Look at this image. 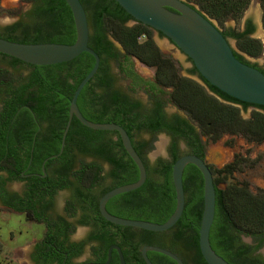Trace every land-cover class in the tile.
<instances>
[{
    "label": "trees",
    "instance_id": "1",
    "mask_svg": "<svg viewBox=\"0 0 264 264\" xmlns=\"http://www.w3.org/2000/svg\"><path fill=\"white\" fill-rule=\"evenodd\" d=\"M19 1L32 6L27 13L28 21L22 27L19 24L10 26L9 35L15 28L20 27L21 38L18 42L11 39L7 41L20 44L74 43L76 35L73 19L64 0ZM79 1L87 15L88 46L100 59L96 75L83 88L77 100V106L86 120L92 123L119 125L131 140L135 133L139 134L145 130L153 133L166 132L173 141H186L191 153L200 159L203 158L206 145L201 142L200 137L205 138L207 143H217L228 137L225 145L229 147L235 137H241L247 143L256 145L264 143V107L245 104L226 96L206 83L194 67L189 73L197 74L203 85L181 77L175 62L164 55L154 43V31L135 22L114 0ZM184 1L215 21L221 27L224 38L235 41L237 51L234 50L233 54L238 61L264 74V70L246 58L257 59L263 51L261 42L251 37L253 28L250 24L244 31L224 27L227 21H238L252 0ZM256 1L263 11L264 28V0ZM128 21H134L135 24L127 27L125 23ZM107 38L119 44L124 55L114 53L112 43ZM1 57L4 60L8 58L4 55ZM110 59L117 62V69L123 79L129 80L132 92L142 90L149 100H158L167 95L168 102L183 112L186 119L176 117L173 123L165 124L155 115L145 116L146 114L136 112L137 105L130 104L127 97L114 88V79L107 74L106 63ZM133 59L152 70V79L146 81L135 72ZM93 65L94 59L83 53L74 60L59 65L30 66L34 70L32 76L26 84L19 87L13 85L12 75L6 69L2 70L0 87H3L5 110L0 116L3 120L0 125V170L16 166L17 173H10L13 177L21 179L19 173L29 162L32 142L22 130L21 119L37 118L49 123L46 145L39 147L36 144L33 148V164L41 165L45 159L59 153L70 100L76 87L91 71ZM248 108H252L250 117L243 119L241 113ZM11 118L20 119L13 124V135L8 134L6 130ZM23 134L26 135L22 136ZM133 147L143 159L142 148L139 149L134 144ZM179 157L177 149L172 146L169 161L159 159L153 166H146L147 178L144 185L133 192L111 199L106 205L107 212L123 219L165 223L175 209L171 170ZM77 160L83 167L78 173L82 176L81 182L89 188L97 184L98 192L95 198L98 200L113 189L106 184L109 178L114 179L117 187L138 180V170L125 153L116 133L93 131L73 119L62 154L57 159L49 160L46 166L60 162L69 170L73 161ZM245 163V159L234 155L232 161L222 169H211L215 187V217L209 233V243L215 254L228 264H264V260L254 255L264 242V190H257L253 194L246 184H231L224 189L218 188ZM103 165H108L109 171L105 172ZM182 180L186 192L188 185L195 183V199L185 202L182 216L176 225L164 233H151L109 224L98 215L96 203L89 206L88 210L97 216L96 220H102L104 226L115 229V241H118L126 264H143L138 256L144 246L168 250L177 255L184 264H206L198 247V230L203 207L202 177L194 166L187 165ZM79 197L83 199L82 196ZM116 202L121 205L120 209L112 208V204ZM234 235L251 238L255 246L243 244L234 252ZM106 242L107 247L112 243L108 240ZM147 256L152 264H175L171 259L157 253L149 252ZM110 264H119L116 253Z\"/></svg>",
    "mask_w": 264,
    "mask_h": 264
},
{
    "label": "water",
    "instance_id": "2",
    "mask_svg": "<svg viewBox=\"0 0 264 264\" xmlns=\"http://www.w3.org/2000/svg\"><path fill=\"white\" fill-rule=\"evenodd\" d=\"M135 22L149 27L172 43L187 57L198 75L210 86L239 102L264 107V74L258 69L238 61L228 39L224 38L216 22L198 11L184 0H114ZM68 6L75 29V41L71 45L54 43L20 44L0 38V55H4L34 67L54 66L70 62L83 53L94 59L91 71L76 87L69 103L68 119L61 137L59 153L47 158L45 162L59 157L65 146V139L71 121L76 119L82 126L99 132H114L121 145L138 170V180L122 185L105 193L98 201V211L107 223L143 230L151 233H164L171 230L182 216L185 193L182 182L183 171L187 165L194 166L201 174L203 182L202 213L198 230V247L206 264H228L215 254L209 243V233L215 217V187L213 176L206 163L194 155H184L172 166L171 178L175 193V209L163 224L123 219L109 214L108 201L122 194L141 188L147 178L146 168L136 153L130 137L125 130L114 123H92L81 114L77 100L83 88L96 75L100 59L88 46L89 27L86 12L79 0H64ZM135 64L138 62L133 59ZM112 251H116L119 264H125L121 250L113 245L108 249L106 262L109 264ZM153 252L171 259L175 264L182 260L168 250L156 246H144L141 257L145 264H152L147 253Z\"/></svg>",
    "mask_w": 264,
    "mask_h": 264
},
{
    "label": "flooded vegetation",
    "instance_id": "3",
    "mask_svg": "<svg viewBox=\"0 0 264 264\" xmlns=\"http://www.w3.org/2000/svg\"><path fill=\"white\" fill-rule=\"evenodd\" d=\"M131 23V26L135 24L134 21H128L125 23V25L127 27H131L129 26V24ZM17 24L22 27L27 24V22H16L13 25L3 27L2 29H0V38L6 40L11 39L18 42L21 38L20 27L15 28L12 34L9 35L8 33V28ZM249 24L253 28V31L251 33L252 36L255 32V25L251 19H247L244 22L243 28L240 31L247 30ZM107 40L112 43V50L114 53L124 55V52L119 44L113 42L111 39L107 38ZM188 61L191 63L189 59ZM133 63L134 70L140 77H142L146 81L152 79L153 76L150 78L143 75L142 73H139V71L136 69L134 60ZM111 64H114L116 69L118 64L114 59H110L109 62L106 63L107 74L114 79L113 74L111 73ZM255 65L258 68L264 70L258 64ZM192 68L193 65L191 63V67L187 70L188 75L191 77H198L197 74L191 75L189 73ZM3 69H6L12 75V79L14 81L13 85L16 87L26 84L29 78L32 76V73L34 72L33 68H31L30 65L24 64L22 62L15 63L13 58L10 57L4 60L0 55V76ZM117 73L120 77L123 78L118 69ZM198 79L200 80L199 77ZM126 82L127 89L132 92L129 87V80H126ZM201 85H203V83ZM2 89L3 87H0V116L1 113H3L5 110V102L2 95ZM139 91L142 90H138L136 92ZM124 95L127 97L130 104H132L133 106L137 105L135 108L136 112L146 114L145 116L155 115V117H157L161 123H173L176 120V117L186 119V116L183 112L179 111L168 102L167 95L158 98V100H149L148 96L146 95V103L131 98L127 94ZM170 107L175 111L168 110ZM17 120L16 118H11V120L9 121V127H7L6 129L8 134H14L15 129L13 127V124H15ZM2 122L3 120L0 119V125ZM20 122L23 126L22 130L25 131L27 137L30 138L32 142V149L30 150L31 157L28 164L23 167L19 173L21 179L13 177L10 173H17L16 166L11 167L10 169L0 170V208L9 210L16 215H21L28 223L41 228L39 236L28 243L29 249L24 254L25 261L23 262V264H103L100 263L103 260H105V263L107 259L108 249L113 245H116L118 247L119 245L118 241H115V229L110 228L109 226H104L103 221L96 220L97 216L93 215L88 210L89 206L94 203H96V207L98 210L99 200L95 198L98 192L97 184H94V186L90 188L83 185L80 180L82 176L78 174L83 169V167L79 163V160L75 162L73 161V165L69 170H66L60 162H55L46 166V163L48 162L47 161L44 163L46 159L41 163V165L33 164V162H35L34 157L32 156L33 148L36 144L39 147H41L42 145H46V138L49 137V123H47L46 120L37 118H31V120L21 119ZM0 130L2 131L1 127ZM26 134H23L22 136H25ZM140 134L146 135L147 139L139 138ZM158 135H164L168 139V145L166 147V158L161 160L169 161L170 150L172 146L177 149L180 157L184 155H193L190 148L187 146L186 141L181 139L173 141L166 132L153 133L145 130L144 132H141L139 134L135 133V135L132 137V140L130 139L132 145H136L139 149L142 148L143 159L139 155L138 156L142 160L145 167L150 166V163L148 161V154L155 148V142ZM136 137H138V139H136ZM199 139L201 140V142H203L202 137H200ZM181 146H184L186 148L184 152L180 151ZM20 155H22V152L20 153ZM158 160L159 159H157L154 164ZM202 160L206 163L210 171L211 169H216L213 166H209L205 161V149ZM1 163L2 162L0 161V165ZM108 181L109 187L113 189L117 187L115 186L113 178H109ZM194 186L195 183L191 182L188 185V191H184L185 202L195 199V193L193 192ZM60 193H67L68 197L65 199L61 210H57L55 208V198ZM79 196H82L83 199H81ZM110 201H108V203ZM112 208L120 209L121 205L116 202L112 204ZM98 215L100 216V214ZM100 218L102 219L101 216ZM78 229H86V232L82 234V236L74 238L73 235ZM121 234L122 232L120 231L119 235ZM243 238L244 237H237L236 235H234L232 241V250L234 252L238 251L244 244L242 241ZM107 240L112 242L109 247H107ZM263 245L254 252V255L261 260L264 259L259 256L258 252L263 247ZM248 246H255V244ZM114 253H116V251H112L111 260L114 256ZM85 254L86 258L82 259L83 255ZM138 259L141 260L143 264H145L141 257V251ZM188 264L194 263L190 262Z\"/></svg>",
    "mask_w": 264,
    "mask_h": 264
},
{
    "label": "rangeland",
    "instance_id": "4",
    "mask_svg": "<svg viewBox=\"0 0 264 264\" xmlns=\"http://www.w3.org/2000/svg\"><path fill=\"white\" fill-rule=\"evenodd\" d=\"M31 4L23 3L19 0H2L0 2V29L3 27L13 25L16 22L26 23L27 13L31 9ZM263 11L260 4L256 0H252L241 18L238 21H227L224 23L225 28H233L235 30H241L244 22L247 19H251L255 25V32L251 36L257 39L262 44V54L257 59H250L246 57L251 63L258 64L264 69V28L262 26ZM129 24V26H131ZM217 25V24H216ZM221 31V27H219ZM153 41L158 49L167 57L171 58L178 69L181 77L192 79L197 83L201 81L196 76H189L187 70L191 67V63L188 59L163 36L153 32ZM230 45L233 50H236L235 41L229 39ZM139 73L145 76L152 77L153 72L139 63L135 64ZM111 73L114 77V88L120 92L129 95L131 98L147 102V96L144 92H130L127 89V82L120 77L117 73V69L114 64H111ZM170 111H175L173 108H169ZM252 108H248L245 112L241 113L243 119H249ZM181 114V113H180ZM139 138L147 139V136L140 134ZM138 139V137H136ZM205 145V161L209 166H213L216 169H221L223 166L229 164L234 155H239L246 160V163L240 167L239 171L234 172L231 176H228L224 183H221L218 188L224 189L227 185L246 184L248 189L254 194L257 190H264V143L256 145L253 143H247L241 137L233 138L232 146H226L225 142L229 140L228 137H224L217 143H207L205 138H202ZM168 145V139L164 135H158L155 142V148L148 154V161L150 166L154 164L157 159L166 158V147ZM186 148L180 147V151L184 152ZM90 161V159H86ZM105 172L109 171L108 165H103ZM109 181L106 182V184ZM68 197L67 193H60L55 198V208L61 210L65 199ZM41 228L36 227L28 223L21 215H16L9 210L0 208V264H23L25 261L24 254L28 251V243L39 236ZM86 232V229H78L73 235L74 238L82 236ZM243 243L245 245H254L250 238L244 237ZM259 256L264 259V245L259 250ZM86 258V254L82 259Z\"/></svg>",
    "mask_w": 264,
    "mask_h": 264
}]
</instances>
